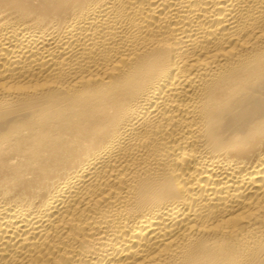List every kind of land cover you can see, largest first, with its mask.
I'll return each mask as SVG.
<instances>
[{
  "label": "bare ground",
  "instance_id": "bare-ground-1",
  "mask_svg": "<svg viewBox=\"0 0 264 264\" xmlns=\"http://www.w3.org/2000/svg\"><path fill=\"white\" fill-rule=\"evenodd\" d=\"M0 264H264V0H0Z\"/></svg>",
  "mask_w": 264,
  "mask_h": 264
}]
</instances>
